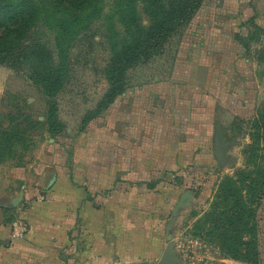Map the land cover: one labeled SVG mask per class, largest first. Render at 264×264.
<instances>
[{"label":"rangeland","instance_id":"374dc122","mask_svg":"<svg viewBox=\"0 0 264 264\" xmlns=\"http://www.w3.org/2000/svg\"><path fill=\"white\" fill-rule=\"evenodd\" d=\"M116 1L99 0L91 5L98 6L101 19L91 16L87 20L81 16L88 29L75 31L69 38L67 31L29 33L22 47L43 45L46 49L39 57L23 51L28 55L25 61L16 56L13 66L0 62V129L17 133L20 138L13 140V155L0 162V167L34 171L39 168L41 157L47 156L72 172L75 159L88 161L95 155L96 140L104 142L105 121L110 112L103 108L112 100V93L117 90L121 94L109 107L116 105L113 108L118 111L124 97L149 85L156 77L169 76L183 55L187 60L198 61L201 53L202 56L211 53L207 57L211 68L207 69L216 76L222 73L225 76L224 108H221L224 114H219L216 128L223 135L227 162L220 165L211 141L208 163L186 165L172 172L167 180H152L137 189L133 187L127 200L121 194L128 191L120 192L115 186L112 191L115 195L111 197L114 207L127 201L132 211L113 212L107 249L113 262L142 254L138 260L152 264L165 257L176 264H222L221 241L214 233V219L203 230L200 227L203 217L217 202L224 178H235L241 170L264 167V133L258 134L254 128V121L262 123L264 114V0H203L190 24L179 28L171 38L160 40L159 53L138 57L137 47L151 51L149 48H154L156 42L147 48L137 43L144 31H137L126 19L120 21ZM136 5L144 13L146 3L139 0ZM58 39L65 43L61 58ZM240 39L248 45L246 48ZM215 43L221 50L219 55L212 47ZM55 65L65 67V77L61 90L50 97L41 90L37 75L57 74ZM218 85L214 84L215 92ZM51 107L55 108L59 122L55 136L47 126ZM256 143L260 147L255 152L257 158L251 151ZM54 173L55 170L50 172ZM187 193L184 205L174 216ZM263 207L264 199L254 207L258 224Z\"/></svg>","mask_w":264,"mask_h":264},{"label":"crops","instance_id":"0c3cea01","mask_svg":"<svg viewBox=\"0 0 264 264\" xmlns=\"http://www.w3.org/2000/svg\"><path fill=\"white\" fill-rule=\"evenodd\" d=\"M214 47L219 55L221 50ZM208 54L201 53L198 61L183 55L169 76L156 77L124 97L120 110L113 108L116 105L109 108L104 142L96 140L95 155L88 161L75 159L72 172L47 156L41 157L34 171L0 167V264L113 262L107 249L113 212L132 211L127 201L114 207L111 197L115 186L120 192L128 191L121 194L127 200L129 191L145 182L167 180L178 168L208 163L211 141L215 155V136H220L218 116L224 114L225 76L207 69L211 68ZM215 83L219 84L217 92ZM262 210L259 264H264V207ZM17 216L28 225L21 239L12 233ZM141 255L116 262L139 261Z\"/></svg>","mask_w":264,"mask_h":264},{"label":"trees","instance_id":"16d2710c","mask_svg":"<svg viewBox=\"0 0 264 264\" xmlns=\"http://www.w3.org/2000/svg\"><path fill=\"white\" fill-rule=\"evenodd\" d=\"M98 1L0 0V62L13 66L16 56L25 61V57L28 55L23 54V51H27L28 54L33 52L35 53L34 57H39L46 49L42 48L43 45L38 44L33 48H28L26 45L22 47L25 43L24 39L33 31H67L68 38L75 31H86L88 23L83 25V20L80 18L83 16L84 19L89 20L92 16L95 19L99 17L97 20H100L99 14H102L98 12L100 9L98 6H91ZM137 1L139 0H117L115 2V6L119 7L116 13L120 21L124 22L126 19L129 21V25H133L137 31H144V34L137 39L139 45H144L147 48L152 42H156L154 48H149L151 51L140 50L137 47L136 57L142 54L157 53L160 50V40L171 38L179 28L190 24L203 2V0H141L146 3L143 8L144 13L141 14L139 6L136 5ZM143 14L146 17H143ZM145 20L147 24H144ZM257 35L258 33L252 35L250 39ZM240 40L243 47L246 48L248 45L243 43L242 39ZM56 45L61 58L65 43L58 39ZM64 69L63 65H55L54 72L57 74L44 73L40 75L35 72L36 75L38 74L37 81L41 83V90L46 95L55 97L61 90L65 77ZM112 94L115 98L105 104L103 108L105 111L121 95L117 90ZM48 114V131L55 136L59 131L55 108L51 107ZM261 120L262 123L260 120L254 121V128L258 134L262 135L264 133V114ZM220 136L223 139L221 133ZM16 138L20 139L17 133L0 129V162H6L12 157L13 140ZM255 145L252 146L251 151L253 157L257 158L255 152L260 147L257 143ZM263 199L264 167L259 166L252 171L241 170L235 178L226 177L223 179L218 189L217 202L211 211L203 217L202 227H200L203 230L214 219V233L216 238L221 241V259L245 264H259V224L254 207Z\"/></svg>","mask_w":264,"mask_h":264},{"label":"water","instance_id":"95a60500","mask_svg":"<svg viewBox=\"0 0 264 264\" xmlns=\"http://www.w3.org/2000/svg\"><path fill=\"white\" fill-rule=\"evenodd\" d=\"M215 156L217 158V160L219 161L221 166H224L225 163L227 162V156L224 154L223 152V145L220 139L219 135L215 136ZM55 179L53 178L52 181L50 182L49 187L52 186V184L54 183ZM189 193L183 195L182 199L180 200L179 204L177 205L175 211H174V216L177 215L179 209L184 205V201L186 199V196H188ZM158 264H176V262H174L172 259L170 258H162Z\"/></svg>","mask_w":264,"mask_h":264},{"label":"built area","instance_id":"2783aa9c","mask_svg":"<svg viewBox=\"0 0 264 264\" xmlns=\"http://www.w3.org/2000/svg\"><path fill=\"white\" fill-rule=\"evenodd\" d=\"M28 231L27 223L19 218L12 224V233L15 239H21L25 236ZM105 264H152L147 260H139V261H131V262H112V263H105Z\"/></svg>","mask_w":264,"mask_h":264}]
</instances>
